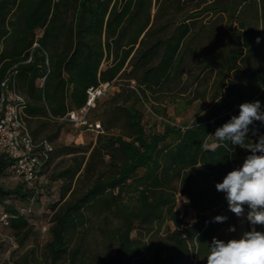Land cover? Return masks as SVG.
Returning <instances> with one entry per match:
<instances>
[{
    "label": "trees",
    "instance_id": "obj_1",
    "mask_svg": "<svg viewBox=\"0 0 264 264\" xmlns=\"http://www.w3.org/2000/svg\"><path fill=\"white\" fill-rule=\"evenodd\" d=\"M6 79L25 98L22 122L54 147L34 182L15 176L13 160L0 153V218L7 215L20 247L37 233L33 206L51 185L42 177L56 157L74 155L52 176L60 200L49 207L50 239L39 253L11 252L12 264H207L214 237L239 238L225 235L239 217L215 185L251 153L209 135L242 103L259 100L264 110V0H0V95ZM106 83L118 87L91 109L90 120L100 123L96 143L58 149L62 131L75 126L62 119ZM167 100L203 105L191 121L148 132L146 105L167 116ZM250 127L264 135L259 121ZM9 174L20 179L13 187L2 182ZM164 220L174 228L142 237ZM246 226L264 232L247 219Z\"/></svg>",
    "mask_w": 264,
    "mask_h": 264
},
{
    "label": "clouds",
    "instance_id": "obj_2",
    "mask_svg": "<svg viewBox=\"0 0 264 264\" xmlns=\"http://www.w3.org/2000/svg\"><path fill=\"white\" fill-rule=\"evenodd\" d=\"M256 42H260V37L256 38ZM239 109L238 115L232 116L209 136L219 142H230L231 146H239L251 154L241 167L227 173L215 187L225 193L228 207L237 217L245 215L246 205L249 223L264 226V135H258V130L250 127L257 121L264 125V110L259 100L242 103ZM250 132L257 135L255 142L249 139ZM219 146L221 144H217ZM226 219L224 216L215 217L217 222ZM229 231L234 232L235 228ZM207 245V264H264V232L257 231L255 227L238 239L225 242L214 237Z\"/></svg>",
    "mask_w": 264,
    "mask_h": 264
},
{
    "label": "rangeland",
    "instance_id": "obj_3",
    "mask_svg": "<svg viewBox=\"0 0 264 264\" xmlns=\"http://www.w3.org/2000/svg\"><path fill=\"white\" fill-rule=\"evenodd\" d=\"M208 20L209 18H203ZM207 22V21H206ZM200 60V57L197 60H193L192 67L190 70H194L196 64ZM189 71L188 75L191 74ZM116 90L112 88L106 95L100 99V103H105L113 92ZM110 93V94H109ZM178 93L175 92L172 96H176ZM186 96L187 99L190 98L188 93L183 94ZM154 101V100H153ZM154 103H157L154 101ZM168 108V115L167 116H159L156 114L149 105H146L145 109V118L144 123L146 130L148 132H155V131H163L164 122H169L172 124L182 125L185 121H191L199 108L202 106V101H197L187 108L184 105H177V103L167 100L166 103H163ZM99 107L94 111L92 119H97L99 114ZM99 129L95 127V129L90 130L83 127H76L73 125H67L65 129L62 131L59 139L56 142V147L61 148L63 146H83L88 147L96 143L98 138ZM113 133H117V131H112ZM212 141H215V138H212ZM90 153L87 155L89 156ZM74 157L73 154L67 155H60L56 157L46 175L42 177V180L48 179L49 183L51 184L49 187L41 188V195H40V204H36L33 206L32 215V223H34L36 234L23 246L20 247L18 244V236L8 227L7 221L3 219V215L0 218V264H12L10 260L11 252H17V255L23 253L31 247H36L38 249V253L41 252L43 245L50 239L49 234V221L51 219L52 211L50 210V205L60 200V187L59 183L52 179V176L57 171L63 169L67 164L72 161ZM64 162V163H63ZM53 180V181H52ZM20 181L19 178L14 177L12 175H6L2 182L8 186L13 187ZM185 197L177 194V203L176 208L180 209L182 212L185 211ZM14 203L18 208H22L25 205L21 203V201L14 199ZM196 213L194 210L189 209L186 215V220L193 222L195 220ZM247 216L245 212V217ZM100 220L99 216L93 217V223H98ZM174 225L169 220H164L160 225H158L157 229L155 230L153 235H148L145 231H143V238L148 241L152 239L155 235V238H159L160 236H164L169 230H172ZM159 231V232H158ZM250 231L247 229L246 221H243L242 224L238 226V229L234 232H225L227 237H240L244 232ZM133 236H139V232L134 231ZM5 248V250H3ZM150 253L148 252L147 255Z\"/></svg>",
    "mask_w": 264,
    "mask_h": 264
},
{
    "label": "built area",
    "instance_id": "obj_4",
    "mask_svg": "<svg viewBox=\"0 0 264 264\" xmlns=\"http://www.w3.org/2000/svg\"><path fill=\"white\" fill-rule=\"evenodd\" d=\"M3 91L0 95V153L13 160L12 170L15 176L29 182H34L47 163L53 145L47 140L37 141L29 128L20 119V109L25 104V98L16 87L15 82L9 85L8 79L2 82ZM114 84L106 83L98 88L88 90V101L85 107L68 113L67 120L76 127L90 130L100 129V123L90 120L91 109L96 106L98 99L105 96ZM135 88V82L131 83ZM7 220V215L3 216Z\"/></svg>",
    "mask_w": 264,
    "mask_h": 264
},
{
    "label": "crops",
    "instance_id": "obj_5",
    "mask_svg": "<svg viewBox=\"0 0 264 264\" xmlns=\"http://www.w3.org/2000/svg\"><path fill=\"white\" fill-rule=\"evenodd\" d=\"M196 102H197V101H196ZM202 105H203V102H202ZM215 145H216V143H214L212 146H215ZM243 221H246V217H245V215L242 216V217H239V225L242 224Z\"/></svg>",
    "mask_w": 264,
    "mask_h": 264
}]
</instances>
